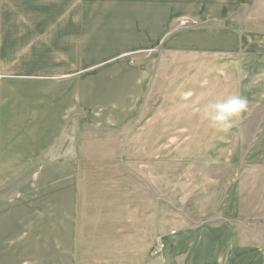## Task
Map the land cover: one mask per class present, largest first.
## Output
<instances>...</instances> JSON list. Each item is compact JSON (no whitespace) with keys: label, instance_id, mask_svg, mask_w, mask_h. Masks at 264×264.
I'll list each match as a JSON object with an SVG mask.
<instances>
[{"label":"crops","instance_id":"1","mask_svg":"<svg viewBox=\"0 0 264 264\" xmlns=\"http://www.w3.org/2000/svg\"><path fill=\"white\" fill-rule=\"evenodd\" d=\"M45 2L0 0V45L17 13L52 12ZM155 3L139 34L120 29L130 44L80 65L65 52L97 24L49 22L44 68L21 71L40 77L0 81V187L14 192L0 198V264H106L107 253L143 264L155 237L153 264H264L253 223L264 200L241 175L264 171V0ZM23 87L46 101H24ZM232 95L248 107L223 130L206 111ZM233 163L242 177L225 179L219 164Z\"/></svg>","mask_w":264,"mask_h":264},{"label":"rangeland","instance_id":"2","mask_svg":"<svg viewBox=\"0 0 264 264\" xmlns=\"http://www.w3.org/2000/svg\"><path fill=\"white\" fill-rule=\"evenodd\" d=\"M45 4L49 3L52 4V6H48L49 11L48 13H43L45 9H42L43 6L40 4H37L40 8L33 9L34 12H26V13H17L16 14V20H10V23L3 29H1V43L0 45V53H4L5 55L0 56V81L3 82V80H14V79H23L26 77L34 78V77H40L37 74H27L24 75L21 73L22 70H35V71H42L44 68V63L42 62V68H40L39 65V40L38 38L41 35L42 31H45L43 35L50 34V31L52 28H50V25L47 24L51 21L56 20H62L65 21H71L77 20V15H79V20L82 22H92L96 23L95 29L96 31L100 29L95 35H91L84 38L81 42V48L76 53V51L71 54V52L66 51V54H69L68 58V64L74 63L75 65H80V62L82 64L88 62V58H93L94 56L100 55V54H108L112 51H117L122 46H127L132 42L131 37L127 34H122L121 30H124L126 28L134 30L135 35L139 34L137 32L138 26L143 21H146L150 18H152L151 13L153 10H155V0H79V6L81 8H86L87 5H95L97 6L96 12H87L83 10L79 14H72L69 10L67 11V6H72L73 0H46ZM141 4H149L150 7L148 10L149 13H143L139 10L141 9H135L139 8L138 5ZM129 6H135V7H129ZM72 8V7H71ZM74 11L76 10V7H74ZM152 8V9H150ZM129 9V12H123L121 10ZM94 15L92 18L91 16ZM121 29V30H120ZM134 35V37H135ZM7 42H11L10 44H4ZM79 58H83V61H78ZM65 59V60H66ZM50 61V60H49ZM48 61V66H49ZM59 62V66L62 63V60H57ZM41 64V62H40ZM54 64V63H53ZM58 68V67H57ZM71 67H67L66 69H69ZM14 69L17 71L15 72ZM45 78V77H44ZM48 78V77H46ZM35 89H39L38 87H23L21 89L22 91V97L23 100L27 102L29 99H33L34 102L37 104H41L42 102L46 101V98L42 99L39 97L38 93H36ZM66 137V136H65ZM71 139L73 138L70 137ZM69 139V138H68ZM65 141L66 143L69 142V140ZM179 143L176 142L175 147H179ZM101 167L99 170H102ZM221 169L224 170L223 174L225 179L235 178L236 175L239 177L243 176L244 181L250 185V181L254 180L255 188H253L254 197L256 200H264V171L261 172H255L251 173L248 172L246 174H234L235 171L239 169L237 163H233L230 165L227 164H219V173ZM179 174V172H176V175ZM247 180V181H246ZM86 181V180H85ZM18 181L15 182V184H12L11 186H17ZM89 183L85 182V189H87V186ZM252 185V184H251ZM250 185V186H251ZM8 185L0 187V198L8 199L11 196H13L14 192L12 189H9L10 187H7ZM253 187V185H252ZM87 195H92L91 193H88ZM94 196V194H93ZM257 211L254 219V225L257 227L256 231L257 234H264V203L262 205H257ZM197 223V222H192ZM256 233V232H255ZM129 245L136 244V239L133 237L128 238ZM154 241L151 244V250L149 252V257L144 258L143 264H153L151 261L153 257L156 254H153L152 249L155 246V244L160 241L158 239L153 238ZM143 242L145 240L144 245H150L151 238L145 237L144 239L141 237L139 239ZM149 240V242H148ZM158 240V241H157ZM250 240H255L253 237H251ZM147 241V242H146ZM163 243L162 241H160ZM158 254V253H157ZM95 255V254H93ZM104 257L107 263L106 264H138L136 262V258L139 254L135 253H129L127 254V258L125 257V254H97V257ZM96 256V255H95ZM124 257V259H123ZM156 264V263H154Z\"/></svg>","mask_w":264,"mask_h":264},{"label":"clouds","instance_id":"3","mask_svg":"<svg viewBox=\"0 0 264 264\" xmlns=\"http://www.w3.org/2000/svg\"><path fill=\"white\" fill-rule=\"evenodd\" d=\"M247 107L248 100L246 97L232 95L223 103L211 105L210 110L206 111V115L214 126L227 130L231 127V120L244 112Z\"/></svg>","mask_w":264,"mask_h":264},{"label":"built area","instance_id":"4","mask_svg":"<svg viewBox=\"0 0 264 264\" xmlns=\"http://www.w3.org/2000/svg\"><path fill=\"white\" fill-rule=\"evenodd\" d=\"M173 231V230H172ZM163 248V243H161L160 241H158L155 246L152 249L153 254H157L158 252H160Z\"/></svg>","mask_w":264,"mask_h":264}]
</instances>
